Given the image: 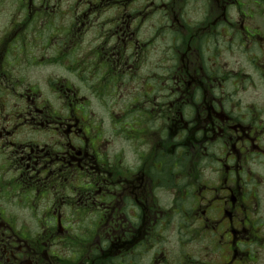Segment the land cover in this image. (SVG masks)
<instances>
[{
    "label": "flooded vegetation",
    "instance_id": "af4514ba",
    "mask_svg": "<svg viewBox=\"0 0 264 264\" xmlns=\"http://www.w3.org/2000/svg\"><path fill=\"white\" fill-rule=\"evenodd\" d=\"M0 264H264V0H0Z\"/></svg>",
    "mask_w": 264,
    "mask_h": 264
}]
</instances>
